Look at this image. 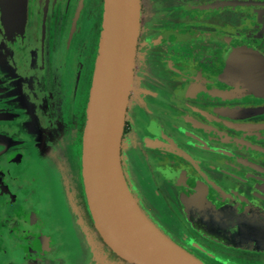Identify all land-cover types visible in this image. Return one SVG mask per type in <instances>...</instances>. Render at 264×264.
I'll return each instance as SVG.
<instances>
[{
    "label": "flooded vegetation",
    "instance_id": "obj_1",
    "mask_svg": "<svg viewBox=\"0 0 264 264\" xmlns=\"http://www.w3.org/2000/svg\"><path fill=\"white\" fill-rule=\"evenodd\" d=\"M104 0H0V264H134L83 178ZM121 144L145 216L204 264H264V0H141Z\"/></svg>",
    "mask_w": 264,
    "mask_h": 264
},
{
    "label": "water",
    "instance_id": "obj_2",
    "mask_svg": "<svg viewBox=\"0 0 264 264\" xmlns=\"http://www.w3.org/2000/svg\"><path fill=\"white\" fill-rule=\"evenodd\" d=\"M141 0H104L99 50L87 107L83 178L106 243L134 264H204L142 212L121 164V144L140 35Z\"/></svg>",
    "mask_w": 264,
    "mask_h": 264
}]
</instances>
